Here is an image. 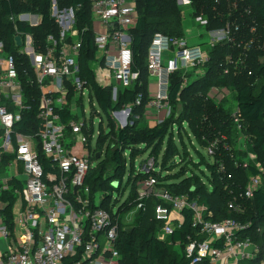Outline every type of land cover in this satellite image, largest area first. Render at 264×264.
Instances as JSON below:
<instances>
[{
	"label": "built area",
	"instance_id": "2783aa9c",
	"mask_svg": "<svg viewBox=\"0 0 264 264\" xmlns=\"http://www.w3.org/2000/svg\"><path fill=\"white\" fill-rule=\"evenodd\" d=\"M92 6L93 21L97 19L102 27L101 32L95 31L94 44L97 54H101L93 63L96 80L101 87L112 88L116 101L119 91L131 88L138 79V74L131 71L129 33L136 25L137 7L133 0H92ZM52 15L60 36L57 40L50 35L45 48H37L31 35L17 34L20 46L15 40L18 54L14 55L0 41V241L4 245L0 264H67L68 261L69 264H123L117 248L119 207L114 204L110 211L103 209L102 196L92 198L86 184L95 165L91 159L94 151L87 149L95 132L93 129V135L89 136L91 127L80 116L77 106L86 94L91 96V91L80 78L78 57L82 41L75 29V11L61 10L53 1ZM34 16L23 14L18 20L39 27L42 17ZM195 20L206 25L200 17ZM12 21L15 22L14 18ZM15 30L18 31L17 27ZM208 34L212 38L208 51L201 45H192L186 37L155 34L148 57V70L155 81L148 89L147 110H168L170 115L171 76L183 74L182 87L194 80L189 76L195 72L203 70L205 76L211 48L217 42L231 39L232 28L228 25ZM219 35L221 40L214 41ZM228 74L229 70H225L224 75ZM230 94L234 93L227 87H213L208 97L216 103L227 102ZM144 99L139 95L134 106H142ZM35 106L39 128L22 132L19 125ZM66 110L73 116L67 122L62 117ZM233 110L234 123L240 124L237 104ZM132 117L133 105L113 112L116 130L132 124ZM219 142L216 140L206 148L210 158H215ZM45 162L49 165L48 172ZM248 167V164L242 166L244 170ZM160 171V162L148 157L137 166L136 175ZM220 172H225L222 164ZM231 178L229 175L228 179ZM262 184V176L258 175L251 177L238 195L230 191L233 196L228 209L244 215L242 202L252 201ZM136 187L137 209L142 208L144 200L158 202L154 218L164 236L169 238L181 231L186 216H191L194 235L186 237L185 245L190 264H257L260 249L241 235L248 225L234 219L211 221L208 218L212 214L199 200H191L189 195H174L160 188L153 177ZM8 193L13 200L6 197ZM12 203L8 218L6 210Z\"/></svg>",
	"mask_w": 264,
	"mask_h": 264
},
{
	"label": "trees",
	"instance_id": "16d2710c",
	"mask_svg": "<svg viewBox=\"0 0 264 264\" xmlns=\"http://www.w3.org/2000/svg\"><path fill=\"white\" fill-rule=\"evenodd\" d=\"M53 1L57 2L61 10L73 8L75 11V29L79 31L82 41L78 57L80 78L90 88L92 100L98 102L109 118L108 132L103 130L101 124V132L91 158L95 165L89 172L86 184L91 189L92 198L98 194L102 196L101 207L108 211L112 193L122 191L126 177L127 187H131L130 196L119 207L117 215L120 222L117 248L123 264H190L185 256L186 237L194 235L190 215L186 216V223L181 231L167 241H160L156 233L161 231V225L154 218V208L158 202L154 199L144 200L141 203L142 208L133 218V231L128 232L130 227H125L128 224V213L139 205L136 186L150 177L157 180L160 188L167 189L174 195H189L191 200H199L201 205L207 207L208 213L212 214L208 218L211 221L234 219L248 225L241 234L242 239L250 240L260 249V258L256 263L264 261V182L254 199L245 202L244 215H237L228 209V201L232 200L234 194L241 192V188H244L251 177L263 175L252 164L246 170L237 167V162L230 158V152L226 150L243 134L242 128L251 125L254 129L249 133L252 141L249 149L257 158L259 151L264 152V131L255 128L264 123V0H187L192 6V17H200L206 21V25H200L201 28L208 33L223 30L230 25L231 39L213 45L203 79L193 80L186 87H182L183 74L172 75L169 105L173 115L163 124L139 130H136L138 120L144 114L149 101L148 57L153 37L157 33L173 38L185 37L184 17L177 0H133L137 7V21L129 32L133 55L131 71L138 74V79L131 88L120 90L116 101L113 100L112 88L101 87L94 72L93 63L96 61L97 50L94 44L92 0H0V41L5 43L8 53L15 55L18 54L15 45L17 34L31 35L39 49L47 46L50 35L58 40L60 29L52 15ZM23 14L41 16L42 24L39 27H30L27 23L20 22L18 17ZM26 66L29 68V63ZM225 70H229L228 75H224ZM213 87H227L234 93L240 124L234 123V110L228 106V102L216 103L208 97ZM139 95H143L145 99L144 104L137 107L134 104ZM132 105V124L123 130H116L112 113ZM178 107L181 109L179 113L176 112ZM37 112L35 106L25 116L19 125L22 132L29 133L32 128H39ZM62 117L65 122L73 118L69 116V110ZM174 128H177L179 137L182 131L189 129L194 139L205 149L219 140L218 150L224 156L219 157L217 150L215 162H203L200 168L194 165L201 174L193 171L189 177L184 178L189 170H183L187 172L173 175L171 171L174 170V165L177 164L178 167L185 163L183 152H186L184 148L181 153L177 146ZM91 135L93 128L89 136ZM87 149L91 150V139ZM162 151L164 153L160 173L136 175L135 161L139 154H148V157H154L158 163ZM127 153L131 161L126 158ZM180 157H183V161L179 160ZM43 164L46 171H50L48 163ZM221 164L225 172H220ZM229 175L232 176L231 179H228ZM181 178L184 180L180 181ZM116 182L119 185L117 188ZM232 190L233 195H230ZM6 197L13 200L11 193L6 194ZM12 206L13 203L6 210L8 218H11Z\"/></svg>",
	"mask_w": 264,
	"mask_h": 264
},
{
	"label": "rangeland",
	"instance_id": "374dc122",
	"mask_svg": "<svg viewBox=\"0 0 264 264\" xmlns=\"http://www.w3.org/2000/svg\"><path fill=\"white\" fill-rule=\"evenodd\" d=\"M177 3L181 7V11L184 17V32L186 39L192 44V45H201L205 50H209L210 43H211V36L200 27L199 23L192 17V6L190 3H187L185 1L177 0ZM198 18V17H197ZM99 27V26H97ZM98 31L99 28H97ZM254 30V29H253ZM221 35L218 37H214V41L221 40ZM204 78V71L202 72H195L192 74V79L194 80H201ZM231 95V94H230ZM229 95V96H230ZM234 94L231 95V97L228 99V106L232 109L236 108V103L233 98ZM77 106L79 108L80 116L85 118L87 125L94 129L95 132V138L92 141L91 144V151L95 150L96 147V141L98 138L99 133L101 132V124L103 127V130L105 132H108V126H109V118L103 113L101 110L98 102L96 100H92L91 96L89 94H86L83 101L79 100L77 102ZM82 110L84 111V116H82ZM180 108L178 107L176 109V112H180ZM169 112L168 110H166ZM166 111H154L150 109H145L144 114L138 120L136 130L143 129L146 127H153L155 125L163 124L166 122L171 116L173 115L172 112L170 115L167 114ZM94 124V126H93ZM253 126H244L242 128L243 134H240L239 137L233 142L232 146H229L226 148L230 152V158L234 160L237 167H242L244 164L248 165H254L256 168L261 172L263 175L262 181L264 182V152L259 151V158H257V155L254 154L250 149L249 146L252 144L251 138H250V131L254 129ZM256 129H259L260 131H264V123H260L255 127ZM189 129L186 128V131H182L181 137L177 135V128L173 129L174 137L176 138L175 142L177 146L180 148L181 153L183 152L184 148H186V152H183L184 156V164H181L177 167V164L174 165V170L171 171L173 175H180L181 173L187 172L183 170H189V173L184 176V178L189 177L191 175V172L195 171L197 174H201L200 171H197L195 167L200 168V164L203 162H210L213 163L216 161L215 158H210L207 154V151L205 148L201 147L198 142L194 139L193 135L191 134ZM179 137V138H178ZM167 142V140L165 141ZM165 147V145H164ZM163 147V149H165ZM164 151H162L159 162L161 163L162 157H163ZM217 155L224 156V153L220 150H218ZM229 156V155H228ZM126 158L128 161H131L129 153H127ZM148 158V154L143 155L139 154V156L136 158L135 165L139 166L142 161L146 160ZM130 159V160H129ZM180 161H183V157H180ZM178 160V163L180 161ZM198 164V165H197ZM223 164V163H222ZM195 165V167H194ZM131 166V164H130ZM177 167V168H176ZM186 167V168H183ZM205 170V168L203 167ZM184 178H181L180 181L184 180ZM131 187H127V177L124 180V184L122 187L121 192H113L112 199L109 200V204L112 206L116 204L118 207H120L130 196ZM242 206H244V210L246 208V204L243 201ZM139 209H135L132 212L128 213L127 221L128 224L125 225V227H130L129 230H132L134 228V216L137 215V212ZM151 221V220H150ZM133 231V230H132ZM157 238L160 241H167L168 237L164 236L161 231L159 230L156 233Z\"/></svg>",
	"mask_w": 264,
	"mask_h": 264
},
{
	"label": "crops",
	"instance_id": "0c3cea01",
	"mask_svg": "<svg viewBox=\"0 0 264 264\" xmlns=\"http://www.w3.org/2000/svg\"><path fill=\"white\" fill-rule=\"evenodd\" d=\"M33 16H34V15H33ZM34 17L37 18V16H34ZM36 18H34V19L36 20ZM39 18H40V17H39ZM93 26H94V27H93V28H94V32H95V31H98L97 28H99L100 32L102 31L101 23H100L99 21H97V19L94 21ZM97 26H99V27H97ZM97 55H98V58L101 57V54H100V53H98ZM154 81H155V80H154L153 78H151V76H150V77H149V86H148V89H149L150 85H152V83H153ZM2 250H4V245H3V243L0 241V251H2Z\"/></svg>",
	"mask_w": 264,
	"mask_h": 264
},
{
	"label": "water",
	"instance_id": "95a60500",
	"mask_svg": "<svg viewBox=\"0 0 264 264\" xmlns=\"http://www.w3.org/2000/svg\"><path fill=\"white\" fill-rule=\"evenodd\" d=\"M181 1H185V2H188L187 0H181ZM17 43H18V45L20 46V38H17ZM99 155L97 156V159H99ZM115 186H116V188L119 186L118 184H115ZM132 230H128V232H131Z\"/></svg>",
	"mask_w": 264,
	"mask_h": 264
}]
</instances>
